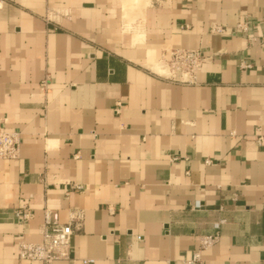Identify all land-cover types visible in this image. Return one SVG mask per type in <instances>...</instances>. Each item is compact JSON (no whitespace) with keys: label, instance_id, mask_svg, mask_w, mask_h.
I'll return each instance as SVG.
<instances>
[{"label":"crops","instance_id":"crops-1","mask_svg":"<svg viewBox=\"0 0 264 264\" xmlns=\"http://www.w3.org/2000/svg\"><path fill=\"white\" fill-rule=\"evenodd\" d=\"M0 128V264H43L16 243L44 210L82 213L51 264H264V0H0Z\"/></svg>","mask_w":264,"mask_h":264},{"label":"built area","instance_id":"built-area-1","mask_svg":"<svg viewBox=\"0 0 264 264\" xmlns=\"http://www.w3.org/2000/svg\"><path fill=\"white\" fill-rule=\"evenodd\" d=\"M245 29V23L236 26ZM212 32L224 33L220 25H212ZM251 40H255L254 37ZM204 57L199 49L168 48L164 50L161 58V67L168 72L167 77L180 82L197 81V72L201 69ZM243 66V65H242ZM47 79L41 81L46 87ZM21 136L19 131L0 128V160L16 159L19 155ZM207 163L209 161H206ZM79 188L80 186L74 185ZM19 220H28L31 212L28 207H21L15 211ZM81 211L69 214L68 222H61L56 211L44 210L43 222L40 226L41 239L38 242L19 240L16 243V258L19 260H37L43 264H51L58 260L68 259L70 237L75 223H80ZM217 240V235H202L198 240V249L187 262H200V250L210 247ZM85 263L87 261H84Z\"/></svg>","mask_w":264,"mask_h":264}]
</instances>
